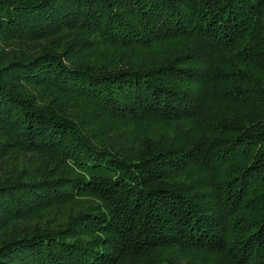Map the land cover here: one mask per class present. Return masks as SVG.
<instances>
[{
    "label": "trees",
    "instance_id": "trees-1",
    "mask_svg": "<svg viewBox=\"0 0 264 264\" xmlns=\"http://www.w3.org/2000/svg\"><path fill=\"white\" fill-rule=\"evenodd\" d=\"M0 264H264V0H0Z\"/></svg>",
    "mask_w": 264,
    "mask_h": 264
}]
</instances>
